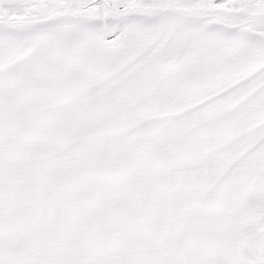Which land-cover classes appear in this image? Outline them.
I'll return each mask as SVG.
<instances>
[{
    "label": "snow or ice",
    "instance_id": "snow-or-ice-1",
    "mask_svg": "<svg viewBox=\"0 0 264 264\" xmlns=\"http://www.w3.org/2000/svg\"><path fill=\"white\" fill-rule=\"evenodd\" d=\"M0 264H264V0H0Z\"/></svg>",
    "mask_w": 264,
    "mask_h": 264
}]
</instances>
